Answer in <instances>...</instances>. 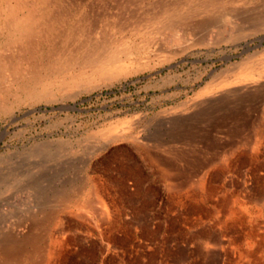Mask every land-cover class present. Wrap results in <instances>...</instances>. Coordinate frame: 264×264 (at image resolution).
Instances as JSON below:
<instances>
[{
  "label": "rangeland",
  "instance_id": "rangeland-1",
  "mask_svg": "<svg viewBox=\"0 0 264 264\" xmlns=\"http://www.w3.org/2000/svg\"><path fill=\"white\" fill-rule=\"evenodd\" d=\"M61 1L0 46V264H264V0Z\"/></svg>",
  "mask_w": 264,
  "mask_h": 264
},
{
  "label": "bare ground",
  "instance_id": "bare-ground-1",
  "mask_svg": "<svg viewBox=\"0 0 264 264\" xmlns=\"http://www.w3.org/2000/svg\"><path fill=\"white\" fill-rule=\"evenodd\" d=\"M66 6L68 5L61 0H0V46L16 44V49L23 53L18 61L50 56L58 50L56 48L64 39L68 27L73 28L71 22L64 18ZM13 67L12 64L9 65L11 73L15 70ZM50 218L51 214L46 216V220ZM17 242L0 243L1 250L9 259L19 255L18 253L22 254L23 249L26 250L23 243ZM28 244L32 245L31 241Z\"/></svg>",
  "mask_w": 264,
  "mask_h": 264
},
{
  "label": "water",
  "instance_id": "water-1",
  "mask_svg": "<svg viewBox=\"0 0 264 264\" xmlns=\"http://www.w3.org/2000/svg\"><path fill=\"white\" fill-rule=\"evenodd\" d=\"M87 99H83L82 101H85ZM77 104L78 103L68 104V105L53 106L52 109H65V108H68V109L75 110V109H78ZM41 110H43V107H38V108H35V109H32V110L27 111L26 114H30L33 111H41Z\"/></svg>",
  "mask_w": 264,
  "mask_h": 264
}]
</instances>
